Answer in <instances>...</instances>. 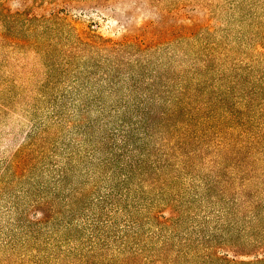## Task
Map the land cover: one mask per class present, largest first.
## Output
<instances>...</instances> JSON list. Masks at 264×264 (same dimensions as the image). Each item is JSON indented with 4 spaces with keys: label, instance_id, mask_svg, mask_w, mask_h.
<instances>
[{
    "label": "trees",
    "instance_id": "trees-1",
    "mask_svg": "<svg viewBox=\"0 0 264 264\" xmlns=\"http://www.w3.org/2000/svg\"><path fill=\"white\" fill-rule=\"evenodd\" d=\"M30 30L7 26L0 45L40 48ZM133 44L107 42L150 54ZM182 49L153 74L169 86L166 116L149 106L119 141L81 145L83 157L62 168L61 208L46 199L53 214L41 220L59 216L44 242L57 264H264V36L216 68Z\"/></svg>",
    "mask_w": 264,
    "mask_h": 264
},
{
    "label": "rangeland",
    "instance_id": "rangeland-1",
    "mask_svg": "<svg viewBox=\"0 0 264 264\" xmlns=\"http://www.w3.org/2000/svg\"><path fill=\"white\" fill-rule=\"evenodd\" d=\"M2 7L0 30L31 29L40 48L0 45V264H57L44 242L59 216L42 223L53 214L43 201L61 208L57 178L83 157L81 145L119 141L149 106L166 116L169 86L153 74L184 53L180 46L192 48L189 62L197 53L227 66L264 36V0H0ZM109 40L150 54L110 48ZM208 73L210 82L218 77ZM76 168L80 177L83 165Z\"/></svg>",
    "mask_w": 264,
    "mask_h": 264
}]
</instances>
